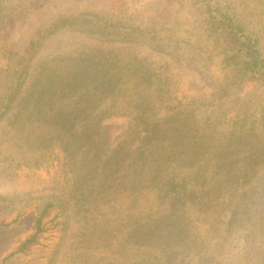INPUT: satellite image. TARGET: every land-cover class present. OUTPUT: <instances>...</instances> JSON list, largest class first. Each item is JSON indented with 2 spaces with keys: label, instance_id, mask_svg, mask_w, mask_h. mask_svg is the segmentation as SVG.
<instances>
[{
  "label": "rangeland",
  "instance_id": "rangeland-1",
  "mask_svg": "<svg viewBox=\"0 0 264 264\" xmlns=\"http://www.w3.org/2000/svg\"><path fill=\"white\" fill-rule=\"evenodd\" d=\"M32 1L0 0L8 19L16 17L0 21V94L10 84L7 64L9 56L14 57L12 51L21 57L33 48L22 96L31 90L36 98L42 90L46 97L26 105L18 97L0 119V264H117L116 250L126 245V239L115 237L121 225L114 211L102 205L114 197L112 190L94 192L93 203L86 201L84 187L75 191V177L100 172L89 165L74 166L75 160L69 159V148L80 144L47 113V97L76 74H87L83 70L94 66L98 53L109 61L115 54L122 58L140 53L138 40L118 32L141 22L146 0H135L128 10L122 4L129 0ZM230 2L264 34V0ZM149 21L141 23L147 26ZM54 23L59 25L55 30ZM48 30L52 34L42 38ZM104 30L117 34L106 35ZM204 39L201 34L196 40L187 37L178 50L179 59L172 55L167 59L179 67L185 92L209 94L224 86L214 115L220 123L216 144L223 137L229 141L224 150L217 149V156L243 158L248 183L242 190L229 183L210 193V201L200 204L193 216L196 232L167 244L165 264H264V76L239 79L231 66L226 68L219 57L198 47ZM89 74L100 75L96 70ZM104 124L102 138L114 147L131 118L111 115ZM39 218L37 242L15 252L36 231Z\"/></svg>",
  "mask_w": 264,
  "mask_h": 264
},
{
  "label": "trees",
  "instance_id": "trees-1",
  "mask_svg": "<svg viewBox=\"0 0 264 264\" xmlns=\"http://www.w3.org/2000/svg\"><path fill=\"white\" fill-rule=\"evenodd\" d=\"M39 1L43 0L32 2ZM133 2L122 5L128 10ZM144 4L141 22L149 19L147 26L139 22L125 33L118 32L131 41L138 40L140 53L122 58L115 54L114 61L98 53L97 63L83 70L87 74H76L47 97V113L62 125L68 138L80 144L69 148V159L75 160L74 166L89 165L100 172L90 170L79 180L75 177V191L84 187L86 201L93 203L94 192L112 190L114 197L102 205L114 211L121 225L115 237L126 239V245L116 250L117 264H165L170 249L167 244L196 232L193 216L200 204L210 201V193L229 183L240 185L241 190L247 188L248 166L243 158L217 156V149L224 150L229 141L223 137L222 143L216 144L220 123L214 115L224 86L209 94L185 92L181 88L183 75L168 56L178 60V50L187 37L196 40L201 34L205 39L198 47L219 57L226 68L231 66L239 79L249 74L264 76V34L258 33L251 19L230 0H146ZM0 10V21L16 19H8L3 5ZM58 26L54 23L53 30ZM103 33L117 34L115 30ZM28 51L21 57L19 51H12L14 57L9 56L11 77L6 93L0 94V119L18 97L24 105L32 99H46L42 90L36 98L31 90L22 96L34 49ZM92 70L100 75H90ZM111 115L131 118L130 127L114 147L102 138L107 129L104 120ZM40 222L41 218L36 231L22 240L15 252H24L37 242Z\"/></svg>",
  "mask_w": 264,
  "mask_h": 264
}]
</instances>
